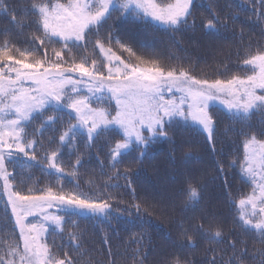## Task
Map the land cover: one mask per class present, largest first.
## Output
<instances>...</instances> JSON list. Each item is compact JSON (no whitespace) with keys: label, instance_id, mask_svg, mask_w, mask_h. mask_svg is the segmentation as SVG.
I'll use <instances>...</instances> for the list:
<instances>
[{"label":"snow or ice","instance_id":"1","mask_svg":"<svg viewBox=\"0 0 264 264\" xmlns=\"http://www.w3.org/2000/svg\"><path fill=\"white\" fill-rule=\"evenodd\" d=\"M260 4L264 8V0ZM193 5L194 0H29L18 15L14 6L0 0V16L8 18L0 28V197H6V208L11 210L10 215L5 211L0 224V264H80L85 253L73 217L87 213L108 219L113 210V197L92 198L65 190L61 183L63 176L79 173L81 142L88 151L98 140L106 141L109 167L117 180H128L135 201L128 174L144 163L153 144L166 140L175 145L176 127H199L215 154L217 120L212 105L216 103L241 125L243 137L242 157L227 164L239 169L241 184L249 189L230 199L234 227L264 246V124L256 129L251 123L256 114L264 117V43H247L237 51L235 69L223 65L226 72L208 78L196 75L193 65L179 58L165 62L144 37L139 41L116 38L106 27L119 13L135 16L145 25L161 24L173 34L195 30ZM245 13L242 2L235 8L229 5L223 16L210 6L200 27L211 35ZM256 15L258 22L264 21V11ZM25 28L28 39L21 45L13 36L25 35ZM239 39L243 45V30ZM47 133L51 135L45 147ZM38 150H43L42 161ZM175 152L173 147V158ZM129 156L132 159L121 175L119 166ZM41 163L42 171L55 173L56 184L24 187L17 165L33 168ZM216 171L228 186L225 164L216 162ZM205 187L201 177L184 175L178 192L183 209L199 205ZM175 210L172 201L133 202L123 210L175 223L176 251L162 254L157 264H195L184 253L194 250L198 241L225 242V227L213 212L176 220ZM57 236L61 244H56ZM227 249L232 254L224 260L227 252L220 250L222 264H245L247 241L237 239L231 230ZM217 251L205 249V264H217ZM134 258L144 264L139 248ZM252 264H264V247L256 249Z\"/></svg>","mask_w":264,"mask_h":264},{"label":"trees","instance_id":"2","mask_svg":"<svg viewBox=\"0 0 264 264\" xmlns=\"http://www.w3.org/2000/svg\"><path fill=\"white\" fill-rule=\"evenodd\" d=\"M6 2L9 6H14L17 14L21 15L22 10L28 6L29 0H6ZM241 2L246 13L238 15L235 23L229 22L226 29L220 28L218 32L211 35L201 29L199 22L208 16L210 6L218 9L223 16L228 11L229 5L235 8V5ZM192 11L193 17L197 20L196 29L185 28L175 34L161 24L153 22L145 25L135 16H121L119 13L113 14L106 27L112 28V34L116 38L139 41L141 37H144L155 46L165 62L169 57L172 62L179 58L185 64L191 63L196 75H206L208 78H215L218 71L226 72L223 65H227L228 69H235L237 51L247 43H264V37L261 35L264 30V21L258 22L256 15L264 11L260 0H194ZM7 19L0 16V28L6 26ZM241 30L244 34L243 45L239 39ZM28 31L25 28V35L13 36V39L24 45L28 39L26 35ZM212 108L216 110L217 120L214 134L215 154L210 150L206 134L199 127L196 125L176 127L174 129L175 145L166 140L153 144L144 163L133 166L128 174L132 188L135 189V201L132 189L127 187L128 180L123 178L117 180L115 178L117 173L110 169L108 149L104 139L98 140L96 145L88 151L84 149L82 142L78 145L82 164L76 177L71 175L62 177L61 183L65 186V190H75L92 198L113 197L110 201L113 210L108 219L94 218L87 213L73 217L79 226L82 236L80 243L85 253L80 264H89V261L91 264H138L134 258L138 248L144 258V264H157L162 254L176 251L175 244L178 243V237L175 223L170 222L166 217L148 215L137 217L123 211L129 204L143 201L175 202L176 220L182 217L198 216L203 211H211L220 219L226 231L225 242L209 245L204 241H198L194 250H186L184 253L190 255L195 264H205L207 259L205 249L209 247L218 250L217 264H222L220 250L227 252V255L223 256L224 260L231 256V250L227 249V236L230 230L237 239L247 241L248 253L244 260L245 264H252L256 249L264 246L254 243L255 237L245 235L239 228L234 227L235 209L231 206L230 199L249 189L241 184L239 169L233 170L227 167L231 161L242 157L243 137L239 135L241 125L230 119L222 105L213 104ZM251 123L259 129L264 124V117L256 114ZM49 135L51 133L43 137L45 147ZM173 147L176 148L174 158L170 155ZM134 155L136 153L132 154ZM37 156L42 161L43 150H38ZM132 156L127 157L119 166L121 175L128 167V161L132 159ZM64 158L65 161L68 160L67 149L64 150ZM75 158L74 154L72 162ZM218 161L225 164L228 186L224 183V177H218L216 171ZM43 167L42 163L33 168L21 167L18 164L16 167L18 180H23L24 187L33 189H43L49 184H56L55 173L42 171ZM186 174L201 177L206 187L199 205L183 209V197L178 196V192L182 187L183 176ZM109 177L112 179L109 180ZM90 180L92 183H89ZM229 192L231 197L228 195ZM5 211L10 215V208H6V197H0V224L4 223ZM131 211L134 213V209ZM49 231L51 232V228ZM106 239L107 243H105ZM55 242L62 243L59 236L56 237ZM63 242H67L66 237Z\"/></svg>","mask_w":264,"mask_h":264},{"label":"rangeland","instance_id":"3","mask_svg":"<svg viewBox=\"0 0 264 264\" xmlns=\"http://www.w3.org/2000/svg\"><path fill=\"white\" fill-rule=\"evenodd\" d=\"M98 99H102V98H98ZM216 104H218V103H216ZM218 105H220V104H218Z\"/></svg>","mask_w":264,"mask_h":264}]
</instances>
